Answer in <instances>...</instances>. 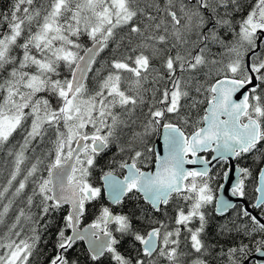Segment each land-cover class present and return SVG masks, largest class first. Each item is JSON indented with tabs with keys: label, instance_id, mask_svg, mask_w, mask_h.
Returning a JSON list of instances; mask_svg holds the SVG:
<instances>
[{
	"label": "snow or ice",
	"instance_id": "obj_1",
	"mask_svg": "<svg viewBox=\"0 0 264 264\" xmlns=\"http://www.w3.org/2000/svg\"><path fill=\"white\" fill-rule=\"evenodd\" d=\"M254 257L264 0H0V264Z\"/></svg>",
	"mask_w": 264,
	"mask_h": 264
},
{
	"label": "water",
	"instance_id": "obj_2",
	"mask_svg": "<svg viewBox=\"0 0 264 264\" xmlns=\"http://www.w3.org/2000/svg\"><path fill=\"white\" fill-rule=\"evenodd\" d=\"M234 178H235V177L233 176V180H234ZM230 183H231V181L225 184V189H224L223 195H224L226 198H230V194H229V186H230ZM252 261H255L256 264H258V260H257V258L254 257V258L252 259ZM252 261H251V262H252Z\"/></svg>",
	"mask_w": 264,
	"mask_h": 264
},
{
	"label": "trees",
	"instance_id": "obj_3",
	"mask_svg": "<svg viewBox=\"0 0 264 264\" xmlns=\"http://www.w3.org/2000/svg\"><path fill=\"white\" fill-rule=\"evenodd\" d=\"M219 168H220V166H219ZM218 168V169H219ZM221 183H222V181H221ZM46 253H50L51 251H52V249H51V247L50 246H48L47 248H46ZM41 260H43L44 259V257L42 256L41 258H40Z\"/></svg>",
	"mask_w": 264,
	"mask_h": 264
},
{
	"label": "flooded vegetation",
	"instance_id": "obj_4",
	"mask_svg": "<svg viewBox=\"0 0 264 264\" xmlns=\"http://www.w3.org/2000/svg\"><path fill=\"white\" fill-rule=\"evenodd\" d=\"M224 167H227V166L225 165ZM218 168H219V166H218ZM219 169H220V168H219ZM221 170H222V169H221ZM222 183H224V182L222 181ZM251 264H256V262H255V261H252Z\"/></svg>",
	"mask_w": 264,
	"mask_h": 264
}]
</instances>
